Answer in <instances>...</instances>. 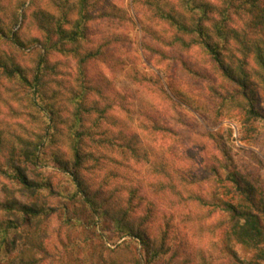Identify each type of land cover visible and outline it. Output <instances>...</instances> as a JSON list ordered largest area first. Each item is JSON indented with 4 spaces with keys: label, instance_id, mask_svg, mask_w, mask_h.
<instances>
[{
    "label": "rangeland",
    "instance_id": "1",
    "mask_svg": "<svg viewBox=\"0 0 264 264\" xmlns=\"http://www.w3.org/2000/svg\"><path fill=\"white\" fill-rule=\"evenodd\" d=\"M78 1L0 0V25L26 42L0 35V56L31 69L38 47L57 40L54 33L45 41L43 22L70 28ZM212 1L209 19H198L200 10H187L184 0L94 3L77 41L48 50L51 88H42L49 96L58 90L49 125L43 113L20 100L17 79L0 69V215L14 198L24 206L56 208L44 219L34 258L26 257L31 264H264V241L253 247L232 233L225 237L231 223L224 209L227 203L252 209L264 231V78L250 54L260 38L248 27L249 6ZM171 18L203 22L222 63L195 33L177 31ZM89 51L93 57L80 63L79 55ZM241 64L244 90L263 117L248 118L235 105L236 96L223 101L239 90L224 70L237 72ZM70 90L102 116L98 127V117L85 114L84 136L73 141L111 170L109 179L98 166L81 170L93 202L74 195L73 181L53 157L71 160L70 126L78 127L65 98ZM42 136L48 147L39 146V163L26 160L22 144ZM15 166L37 179L36 191L22 190L9 177ZM4 219L16 220L10 214ZM17 244L2 251L3 264L20 258L22 241Z\"/></svg>",
    "mask_w": 264,
    "mask_h": 264
},
{
    "label": "trees",
    "instance_id": "2",
    "mask_svg": "<svg viewBox=\"0 0 264 264\" xmlns=\"http://www.w3.org/2000/svg\"><path fill=\"white\" fill-rule=\"evenodd\" d=\"M97 1L98 0H79L78 18L72 22L70 28H64L63 24L59 21L47 23L43 22L41 26L42 29H46V31H48L45 41H49L51 35L55 33L57 35V40L54 45L60 42H76L77 38L84 32V22L90 17L89 12L93 10L92 5ZM184 1V3L186 4L185 8L187 10H200L201 14H197L198 19H209V12L211 10H214L216 6L214 5V2L212 0ZM228 1L233 2L235 0ZM236 1L238 7H250L251 21L249 22L248 27L250 28V31L256 35L257 38H260L259 41L254 44V48H252L253 46H251L250 54H254L255 61L259 67V73L264 78V0ZM164 16L175 17L170 15ZM170 21L171 23H174L176 21V23L174 24H176L177 31L195 33L202 46L206 49V51L211 54L212 57L216 59V61L222 63V61L220 60L221 58L219 50L215 46L216 44L214 43V45L211 42V35L208 33V30H206V26H204L203 22L194 21L191 23V25H189L185 21H183V19H179L177 21L174 18H171ZM213 25L216 26L217 33H220L221 28L217 26V23L214 22ZM0 35H4V37L11 39L13 43H16L18 45H23L24 43H26L17 32H14V30L8 31L5 27L1 25ZM35 40L36 38L34 39V41ZM36 41H38V43H43L41 39H37ZM54 45H45L44 47L42 46L40 48L38 47L37 50L39 51V53L35 58L34 66L31 69H27L20 66L19 64H16L14 61H12L11 57L9 56H7L6 58L0 56V69H2L3 72L10 78L17 79L16 82L19 85L18 90L22 91L20 100H24L28 108H32L37 110L39 113H43V115L47 117L48 125L49 121L53 122L55 120V118L53 117L57 112V109L54 108V103L51 100H53L55 95L58 94V90H53V94L51 96H49V94L43 90V88L46 87L47 89L51 88V85L49 84L50 80L48 78L50 74L48 71L52 67L49 66L47 54L50 48L55 47ZM243 48L246 51L249 50V46L244 45ZM41 50L44 51L42 52ZM92 54L93 53L91 51H89V53L85 56H82V54H78L80 57V63H83V61H85L84 57H93ZM238 68L239 69L237 72L230 71L227 68L224 70L225 78L234 82L235 85L238 86L239 90L236 93L239 94L237 95L236 93H234L229 100L226 99L223 101L232 102L233 98L236 96L239 98V101L235 105L239 106L240 108L242 107L243 111H245V114L248 118L263 117L262 114L256 110L254 102L252 101L253 99L250 98L248 91L244 90L245 80L244 78H242L245 69L244 65L241 64ZM55 82L58 85H61L59 81L56 80ZM72 93L73 94H71L70 90L68 92V96H66L65 98H67L68 103L72 104L71 108L73 109V124L77 125L78 127V129L74 130L70 126V134L68 136V138L71 140V144L69 145L72 147L71 153L73 156H70L71 160L69 158H58V156L53 152V157L56 160L60 161L63 171L66 173V175H68V179L73 181L74 186L76 187L75 192L73 191L74 195L79 196V193L81 195L83 194L88 202H93L95 201V197H90V195H92L89 193L90 185H86L82 181L84 179L82 178L81 170L88 168H96L97 166L101 167V163L98 161V158L94 156V154H85L82 151L81 147L73 141L79 135H81L79 136V138L84 136L83 129L85 128V126L83 125V117L85 116V114H95L98 118L97 120H95L94 125H97L98 127L101 124L102 116L99 113V107H96V105L89 106L87 105V103H84V96L79 92L74 91ZM240 99L243 100V102L240 101ZM223 104L224 103L221 102L220 106H222ZM29 114H31V111L29 112ZM43 127L48 128L47 123ZM58 132L56 133V135H58ZM50 134L51 132L48 128L47 136L49 137ZM52 135V141H54L56 138L54 139L53 133ZM44 137L45 136H42V139L38 143L25 142L22 144L23 150L21 149V152L26 156V160H29L33 163H39V154H36L37 151L41 149L39 148V146H42V148L46 146L48 147V143H46V141L44 142ZM93 141H95L96 143H101V141ZM15 167L17 170L14 173L10 172L8 174L9 177L19 180V182L22 184V190L27 189L31 191H36L39 185L38 182L35 181L37 179L29 178L28 174L21 167ZM127 167L129 166L127 165ZM108 171L111 172V170L107 169V167H101L100 172L104 173V176L107 179L110 178ZM10 192L11 191L8 190V193ZM2 207V211L4 212L3 215H0V264H3L6 261V256H4L5 254H3L2 251L13 250L17 247L18 241H22L19 253L20 258H18V260H16V258H11L8 261L9 264H31L26 259V257H29V259L31 260L34 258L35 248L37 245H39L38 242L43 239L45 234L43 232L45 230L44 219L49 216L52 210H56V208H49L48 210L44 205L38 207V204L24 206L20 204L15 198L6 201ZM224 209L228 212L230 218L229 223H231L228 230L229 233L228 231H225V237L230 236L232 233L233 235H235L239 242L253 247H257L258 244L264 241V231L261 224V220L259 216L252 211V209L241 211L230 203H227V206H225ZM7 214L14 215L16 220L4 219ZM11 233L13 234L12 237H10Z\"/></svg>",
    "mask_w": 264,
    "mask_h": 264
}]
</instances>
